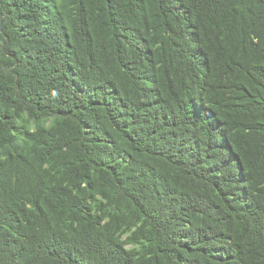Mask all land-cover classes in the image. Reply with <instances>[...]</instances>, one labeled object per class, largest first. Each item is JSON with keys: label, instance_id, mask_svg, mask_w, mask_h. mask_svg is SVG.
<instances>
[{"label": "trees", "instance_id": "trees-1", "mask_svg": "<svg viewBox=\"0 0 264 264\" xmlns=\"http://www.w3.org/2000/svg\"><path fill=\"white\" fill-rule=\"evenodd\" d=\"M0 264H264V0H0Z\"/></svg>", "mask_w": 264, "mask_h": 264}]
</instances>
